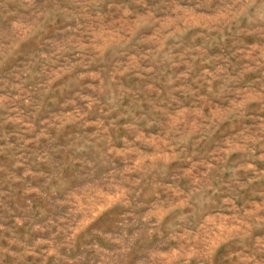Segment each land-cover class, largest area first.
<instances>
[{
    "label": "rangeland",
    "instance_id": "obj_1",
    "mask_svg": "<svg viewBox=\"0 0 264 264\" xmlns=\"http://www.w3.org/2000/svg\"><path fill=\"white\" fill-rule=\"evenodd\" d=\"M0 264H264V0H0Z\"/></svg>",
    "mask_w": 264,
    "mask_h": 264
}]
</instances>
